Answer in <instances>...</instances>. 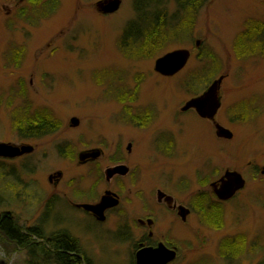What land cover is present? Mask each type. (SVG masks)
Returning a JSON list of instances; mask_svg holds the SVG:
<instances>
[{
	"label": "rangeland",
	"instance_id": "obj_1",
	"mask_svg": "<svg viewBox=\"0 0 264 264\" xmlns=\"http://www.w3.org/2000/svg\"><path fill=\"white\" fill-rule=\"evenodd\" d=\"M53 1L37 5L49 17L36 15L32 3L30 18L22 19L15 15L18 0H0V142L34 147L20 158L0 157V219L9 214L24 231L37 226L46 234L68 231L93 264H134L141 230L137 224L124 228V221L153 215L157 237L179 247L172 264H264V175L254 169L264 166V57L240 58L234 50L246 22L264 20V0H209L190 34L180 41L160 40L157 56L141 60L127 57L118 46L137 0H122L111 16L98 13L95 5L101 0H56L57 8ZM166 1L172 15L175 0ZM199 40L216 56L220 73L191 83V74L206 64L197 50ZM14 48L18 53L12 58ZM182 48L192 52L184 70L172 78L155 72L158 57ZM221 75L226 78L217 119L233 132L232 140L216 137L213 125L195 112H181ZM126 107L134 114L151 111L148 126L126 122ZM17 110H50L59 129L26 138L13 121ZM73 117L80 119L79 127L70 126ZM169 138L175 141L171 151L163 149ZM95 147L104 148L105 156L94 165L79 164L80 152ZM120 158L133 177L125 181L122 207L101 224L70 202L99 201L111 186L121 193L120 182L110 185L104 174ZM227 168L241 172L247 185L219 205L217 225L213 219L219 215H206L198 198L216 206L209 185ZM138 170L142 181L132 185ZM58 172L63 174L59 183L50 182ZM159 187L170 188L192 209L187 223L162 212L154 195ZM139 189L141 196L135 194ZM232 238L242 242L225 246ZM6 240L0 238V260L31 264L27 250Z\"/></svg>",
	"mask_w": 264,
	"mask_h": 264
},
{
	"label": "trees",
	"instance_id": "obj_2",
	"mask_svg": "<svg viewBox=\"0 0 264 264\" xmlns=\"http://www.w3.org/2000/svg\"><path fill=\"white\" fill-rule=\"evenodd\" d=\"M42 1L43 0L33 1L34 7L38 9L36 15L44 14L45 17H49L51 13L48 14L46 11L43 12L37 6ZM208 1L209 0H187L186 3L185 0H177L183 11L179 14L182 18L176 22L173 28L174 30L169 29L165 20L161 19L162 13L159 10H144V12L140 14V18L143 19L142 27L136 26L135 28L137 30H142V32L135 35L136 30H134V27L137 22H132L129 27L130 30L123 32L119 38L118 46L120 50L127 57L134 60L154 58L157 56L156 49L163 46V41H180L183 40V38L180 37L185 36V32L190 34V30L195 26L197 14ZM53 3L55 4V8L59 6L56 0L55 2L53 1ZM132 32L133 35H131ZM162 39L164 40L160 42ZM14 49L12 58L14 54L16 55L18 53V50H16V48ZM234 50L240 58L264 57V20L249 19L244 29L235 39ZM19 52L23 51L19 50ZM199 56L206 61V64L201 69L191 74L189 78L191 83L197 80L200 81L202 78L205 79L204 74H207L209 78H214L220 73V66H217V58L213 52L205 48L199 52ZM123 92L124 91L120 94H128L127 92ZM12 102L13 101H10V105ZM14 112L16 114L13 116V121L21 131L25 130V134H27L26 138L45 137L53 134L59 129L60 124L57 122L54 115L51 114L50 110H41L32 114L27 110L23 113L20 112V110ZM137 115L142 116V113ZM130 118L129 120L138 125L136 116L132 115ZM141 122H144L143 125H145L144 120ZM26 131L28 132L26 133ZM204 200L205 198H198V203L201 204L200 206L206 215L212 218L215 213L219 215L218 219H213L218 225L220 218H222L220 208L212 204H206ZM0 238L4 241L8 239L17 244L20 248L27 250L31 257V264H93V260L87 257L83 252L80 242L68 231L62 230L46 234L41 226L31 227L24 231L9 214H4L0 219ZM237 238H232L225 242V246L234 247L235 243H241L242 239L236 240ZM0 264L7 263L0 260Z\"/></svg>",
	"mask_w": 264,
	"mask_h": 264
},
{
	"label": "water",
	"instance_id": "obj_3",
	"mask_svg": "<svg viewBox=\"0 0 264 264\" xmlns=\"http://www.w3.org/2000/svg\"><path fill=\"white\" fill-rule=\"evenodd\" d=\"M122 5V0H101L96 4L98 12L102 14H114ZM191 51L188 49H177L172 52L166 53L159 57L155 61L154 70L162 76L173 77L181 72L188 64L191 58ZM226 76L222 75L215 79L210 86L199 96L189 100L183 107L182 111H188L194 109L197 114L206 120H210L214 123L216 134L219 138L232 139L233 132L228 128H225L219 124L216 120L218 111L222 106L221 88ZM72 128L80 126V119L73 117L70 121ZM34 147L32 145L16 146L8 143L0 142V157L4 158H17L33 152ZM101 149H91L82 151L79 154L80 164H84L87 160H97L101 157ZM127 168L119 165L109 168L107 178L114 176L115 174H126ZM264 174V167H263ZM62 172H58L50 177L61 178ZM246 180L237 171L227 170L223 177L212 184V188L220 200H229L233 198L237 192L244 189ZM118 199L112 192H106L98 204H83L79 207L84 208L87 211L92 212L100 221L105 220V212L109 208H112L118 204ZM185 208L181 207V210ZM182 213L183 219L188 218L190 210H184ZM176 258V251L169 250L163 244H159L158 247H146L139 250L136 254V264H169Z\"/></svg>",
	"mask_w": 264,
	"mask_h": 264
},
{
	"label": "flooded vegetation",
	"instance_id": "obj_4",
	"mask_svg": "<svg viewBox=\"0 0 264 264\" xmlns=\"http://www.w3.org/2000/svg\"><path fill=\"white\" fill-rule=\"evenodd\" d=\"M26 1H28V6L27 7H23L24 5V3L26 2ZM33 1L34 0H18V2L14 5V9L15 10H17V12H16V16L17 17H19V18H27V17H29L30 18V12H31V7H32V3H33ZM186 1V3H187V0H185ZM143 2H145V3H143ZM146 2H147V5H146ZM168 2L166 1V0H137L136 2H135V5H134V11H135V16H134V18H132L127 24H126V26H125V28H124V30H123V32H125L126 30H130V24L132 23V22H134V21H136L137 23H136V25H135V27H134V30H136L135 31V35H137L138 33H140V32H142V30H137V29H135L136 28V26L137 27H142V18H140V14H142L143 12H144V10L145 11H148L149 9L151 10V11H153V10H159L162 14H161V19H163V20H165V22L168 24V27H169V29H172V30H174L173 28L175 27V25H176V22L179 20V19H181L182 17L179 15V14H181L182 12L181 11H183L182 10V7L180 6V4L177 2V0H175V7H174V12L172 13V15H170V13H169V11H168V6L170 5V4H167ZM122 4H123V1H122ZM23 5V6H22ZM96 6V5H95ZM122 6V5H121ZM121 9V8H120ZM119 9V10H120ZM118 10V11H119ZM11 11H13V9H11ZM11 11H10V13H11ZM117 11V12H118ZM116 12V13H117ZM100 15H103V16H111V15H114V14H102V13H100V12H98ZM42 15H44V14H40V15H38L39 17H42ZM18 18V19H19ZM138 22H139V24H138ZM138 24V25H137ZM138 31V32H137ZM186 33V32H185ZM141 34H143V33H141ZM184 34V33H183ZM131 35H133V32L131 33ZM185 35V34H184ZM186 35H187V33H186ZM196 46H197V50H199V52H201V50H203V49H205L206 48V45L202 42V41H197V43H196ZM182 49H186V48H182ZM192 53V52H191ZM158 74V73H157ZM160 75V74H159ZM161 76V75H160ZM161 77H165V76H161ZM165 78H171V77H165ZM200 94V93H199ZM199 94L198 95H196V97L197 96H199ZM194 98V97H193ZM192 99V98H191ZM190 99V100H191ZM134 100H137V98L136 99H134ZM188 102V101H187ZM186 102V103H187ZM185 103V104H186ZM221 108H222V106H221ZM221 108H220V110H221ZM130 108H127L126 107V109H125V116H124V120L126 121V122H128L129 123V119H131L130 117L132 116V115H137V114H134L133 113V110H129ZM220 110L218 111V114H217V116H216V120H217V122L219 123V124H221L219 121H218V119H217V117H218V115H219V112H220ZM189 111H193V112H195V114L198 116V114H197V112L194 110V109H190V110H188V111H182L181 110V112L182 113H187V112H189ZM144 113V115L142 114V116H139V115H137L136 116V119H137V121H138V125H136V124H134V123H130V124H133V125H136L137 127H139L140 129H143V128H146L147 126H148V122L146 121V120H148V119H146V118H151V117H153L152 116V112L151 111H144L143 112ZM139 114H141L140 112H139ZM199 117V116H198ZM145 121V125H143V123L144 122H141V121ZM204 120H206V119H204ZM206 121H209V123H211L212 125H213V127H214V130H215V134H216V129H215V126H214V123L212 122V121H210V120H206ZM222 125V124H221ZM223 126V125H222ZM79 127V126H78ZM216 137H217V134H216ZM233 138H234V135H233ZM232 138V139H233ZM170 140H168L166 143H164L163 144V149L164 150H169V151H171L172 149H173V147H174V145H175V141H173L171 138H169ZM221 139V138H220ZM232 139H227V140H232ZM159 140H162V139H160L159 138ZM159 147L160 148H162V144H160L159 143ZM91 149H101V151H102V155H101V157L99 158V159H97V160H87V162L86 163H84V164H82V166H88V165H94V164H96V163H98L99 162V160L101 159V158H103L104 156H105V149L104 148H100V147H95V148H91ZM91 149H87V150H91ZM132 150H133V144L132 143H129V145H128V147H127V152L130 154L131 152H132ZM32 153V152H31ZM28 155V154H27ZM24 156H26V155H24ZM20 158V157H19ZM79 164H80V162H79ZM119 165H122V166H125L126 168H127V172H126V174H115L114 176H112V177H110L109 179L107 178L108 176H107V173H106V171L109 169V168H112V167H115V166H119ZM249 166H252V163L250 162L249 163ZM263 167L264 166H262V167H259V166H254V169H255V171H257V173H260L261 175H264L263 174ZM227 170H231V171H238V170H235V169H230V168H227V169H225V171L222 173V175H220L218 178H216V179H214V180H212L211 182H210V192L208 191V193H211L210 195H212L213 196V201L214 202H216V206H218L219 207V205H223L224 203H228V202H230V201H232L234 198H236L237 197V195H239L245 188H246V185H247V179L243 176V174L241 173V172H239V173H241V175L244 177V179L246 180V185H245V188L243 189V190H241V191H239V192H237L236 193V195L233 197V198H231V199H229V200H226V201H224V200H220L218 197H217V195L215 194V192H214V190H213V188H212V184L213 183H215V182H218L222 177H223V175L225 174V172L227 171ZM106 171L104 172V174H105V180H106V182L108 183V184H112L113 182H116V181H119L120 182V188L119 189H121V193H118L117 191H114V189L112 188V186H111V188H109V189H106L105 191H104V193H103V195L101 196V198H100V200L99 201H96V202H87V203H73V202H70V204L75 208V209H78V210H82V212L83 213H85V215H88L90 218H92L94 221H97L98 223H101V224H103V223H105L107 220H108V218L109 217H111V215L114 213V212H116L117 211V209H120L119 207L121 206L122 207V191H124L126 188H127V184L125 183V181H127V179H128V177H130V179H132V177H133V173H132V170H131V168L129 167V165L127 164V162L122 158H120V159H117V162H116V164H114L113 166H110V167H108L107 169H106ZM55 175V174H54ZM51 176H53V175H51ZM50 176V177H51ZM63 176V175H62ZM59 179H61V178H53V180H55V182H56V184H58L59 182ZM49 181L50 182H53L52 180H50V178H49ZM141 181H142V179H141V177H140V175H139V170L136 172V177H135V179L133 180V182H132V185L133 184H137V186L141 183ZM134 191V190H133ZM106 192H112L113 194H115L116 196H117V199H118V204L116 205V206H114V207H112V208H109L108 210H106V212H105V220L104 221H100V220H98V218L92 213V212H90V211H87V210H85L84 208H82V207H79V205H82V204H92V205H95V204H98L100 201H101V199H102V197L105 195V193ZM136 193V195L137 196H141L142 194V192H143V190L142 189H139V190H136L135 191ZM204 192H202V193H199L198 195H200V194H203ZM207 193V192H206ZM154 195L156 196V202H157V205L161 208V210H162V212H164V213H170V214H172L173 216H175L176 218H179L183 223H187V216H186V218L185 219H183V217H182V213H184L185 211L184 210H187V208H189V207H187V205H184V204H180L178 201H177V199L175 198V196L173 195V192H171V190H170V188L167 190V189H163V188H157L156 190H155V192H154ZM204 195V194H203ZM218 204V205H217ZM181 207H183V208H185V209H183V210H181ZM220 208V207H219ZM122 209H124V207L122 208ZM190 209V215H191V213H192V209L191 208H189ZM124 228L126 227V228H134V225L135 224H137L138 226H136V229H139L140 228V230H141V234H140V236H139V240H138V243L134 246V248H133V258H134V264H135V261H136V254H137V252L139 251V250H141V249H143V248H146V247H153V248H155V247H158L159 246V244H163L165 247H167L169 250H175L176 251V258L172 261V262H170L169 264H172L178 257H179V247L178 246H176L174 243H173V241H168V240H165V239H163V238H161V237H157V233H156V230L154 229V227H155V225H156V219H155V217L153 216V215H151V216H149V217H146V218H138V219H135L134 221H132L131 219H130V217H129V221L127 222L126 221V219H125V221H124ZM123 235L124 236H129L130 237V235L128 234V233H126V232H124L123 233Z\"/></svg>",
	"mask_w": 264,
	"mask_h": 264
}]
</instances>
